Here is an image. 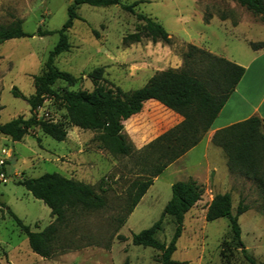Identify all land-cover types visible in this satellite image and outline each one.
<instances>
[{
  "label": "rangeland",
  "instance_id": "374dc122",
  "mask_svg": "<svg viewBox=\"0 0 264 264\" xmlns=\"http://www.w3.org/2000/svg\"><path fill=\"white\" fill-rule=\"evenodd\" d=\"M134 2H142L134 8L136 13L166 30L170 45L153 44L149 39H142L140 44L123 43L125 36L142 25L120 7ZM70 4L71 0H0V26L20 20L27 34L25 38L0 44V123L30 117L27 104L14 98L11 89L16 88L25 97L34 93L32 78L42 73L47 54L58 42L56 32L65 23ZM77 14L80 20L73 21L67 33L70 48L54 59V66L79 81L71 87L57 82L52 88L57 91L90 92L93 86L87 74L95 68H103V78L108 83L124 92L133 91L143 87L156 72L181 69V56L187 45H199L220 57L237 59L240 53L249 52L248 42H264V20L235 0H120V5L108 8L81 5ZM203 15L210 19L222 15L226 25L220 27L216 20L205 24ZM44 31L52 34L40 37L38 34ZM36 116L63 123L67 135L64 141L57 142L37 127L19 142L0 135V151L10 152L0 167L7 180L0 182V264H122L125 259L129 264H160V252L132 245L131 235L156 223L170 199L171 185L188 179L201 185L203 194L184 217L171 260L176 264H249L232 241L227 218L204 221L213 196L229 193L232 216L238 204L246 207L237 218L246 255L255 264H264V194L250 180L230 173L223 152L213 145L204 147V141L153 180L124 226L117 229L118 220L125 216L129 205V186L147 170L145 164L151 156L145 157V147L180 122L174 113L147 102L139 115L118 121L131 148L128 156L106 150L97 139L99 133L70 126L59 100H45ZM45 174H58L86 184L105 200L101 210L67 213L59 244L69 239L70 248H82L50 259L39 258L30 251L26 237L5 209L31 232H40L51 224L54 217L49 209L17 185ZM173 225L170 217H164L156 239L168 244ZM118 235L124 241L118 240Z\"/></svg>",
  "mask_w": 264,
  "mask_h": 264
},
{
  "label": "trees",
  "instance_id": "16d2710c",
  "mask_svg": "<svg viewBox=\"0 0 264 264\" xmlns=\"http://www.w3.org/2000/svg\"><path fill=\"white\" fill-rule=\"evenodd\" d=\"M235 2L264 20V0H235ZM139 3L142 2L120 6L123 11L133 15L137 22L142 23L134 33L123 38V43L140 44L142 39H149L153 44L170 45V36L159 23L134 11ZM81 5L108 8L120 5V0H71L67 8V19L62 28L56 32L58 42L47 54L42 73L32 78L34 93L25 97L16 88L11 89L14 98L21 99L27 104L30 117L28 119L18 117L0 123V135L13 142H19L29 130L37 127L42 134L51 139L57 142L64 141L67 131L63 123L40 120L36 116V111L45 100L55 99L63 104L67 123L70 126L99 133L97 139L106 150L115 155L128 156L131 148L121 134L122 125L117 124L118 121L124 122L139 115L143 105L149 101L181 117L178 124L145 147L147 151L145 157L148 154L151 157L149 163L145 164L147 170L129 186V205L125 216L118 220L117 229H120L152 186L153 180L201 142L243 77L245 69L205 49L187 45L186 51L181 56L183 62L181 69L156 72L139 89L124 92L103 78V68H95L87 74L93 86L90 92L54 90L52 88L57 82H63L71 87L79 81V78L70 73L58 70L54 66V59L69 50L67 33L72 28L73 21L80 20L77 10ZM219 19L226 18L221 15ZM209 20L210 16L203 15V23L207 24ZM93 33L95 36L98 35L95 31ZM51 34L52 32L44 31L38 35L42 37ZM25 37L27 34L23 31L20 20L7 27L0 26V44ZM247 45L253 51L264 50V42H248ZM211 144L223 152L230 173H238L250 180L264 194V132L259 117L253 116L216 131L211 138ZM17 185L22 186L33 199L42 202L54 217L53 222L42 231L31 232L29 227L22 224L4 206L14 224L26 237L30 251L39 258L50 259L81 249L80 246L70 248L69 239L59 244L60 231L67 224V213H74L76 210L92 212L105 207L104 198L97 195L92 187L58 174H45L38 178L25 179L19 181ZM170 190V199L164 206L160 219L150 228L131 235L132 245L152 248L160 252L158 258L160 264H176L171 259L176 250V242L182 233L184 217L200 201L203 194V187L192 179L173 183ZM245 211L246 207L238 204L235 215L232 216L230 194H217L206 208L204 221L227 218L232 241L241 250L245 261L255 264L253 259L246 255L240 239L237 218ZM166 216L172 219L175 226L168 244L161 243L155 237L162 230V220ZM117 239L123 240V237L118 235ZM122 264H129L128 259Z\"/></svg>",
  "mask_w": 264,
  "mask_h": 264
},
{
  "label": "crops",
  "instance_id": "0c3cea01",
  "mask_svg": "<svg viewBox=\"0 0 264 264\" xmlns=\"http://www.w3.org/2000/svg\"><path fill=\"white\" fill-rule=\"evenodd\" d=\"M212 20L218 21L220 27H224L226 25V20L213 18L209 20V23ZM195 46L199 47V45ZM212 54L216 55L215 53ZM223 58L243 67L245 69V73L219 112L218 116L211 124L210 129L203 136L200 143L204 141V147H207L208 145H210V147L212 146L211 138L216 131L226 128L232 124L247 120L253 116H257L261 119L264 132V50L253 51L250 49L249 52L244 51L243 53H240L237 59L227 57ZM177 117L180 119L179 121H181V117ZM200 143L198 145H200ZM198 145L169 165L164 171L171 168L173 165H177L176 163H178V161L185 159L196 149V147H198ZM203 158L205 157L203 156Z\"/></svg>",
  "mask_w": 264,
  "mask_h": 264
},
{
  "label": "built area",
  "instance_id": "2783aa9c",
  "mask_svg": "<svg viewBox=\"0 0 264 264\" xmlns=\"http://www.w3.org/2000/svg\"><path fill=\"white\" fill-rule=\"evenodd\" d=\"M10 152L8 150L3 149L0 151V167L3 165V162L9 158ZM6 177L3 173H0V182L5 183Z\"/></svg>",
  "mask_w": 264,
  "mask_h": 264
},
{
  "label": "water",
  "instance_id": "95a60500",
  "mask_svg": "<svg viewBox=\"0 0 264 264\" xmlns=\"http://www.w3.org/2000/svg\"><path fill=\"white\" fill-rule=\"evenodd\" d=\"M12 162H14V160H12Z\"/></svg>",
  "mask_w": 264,
  "mask_h": 264
}]
</instances>
